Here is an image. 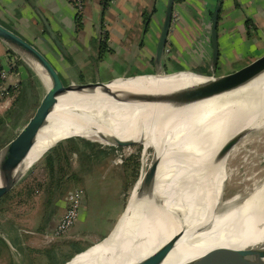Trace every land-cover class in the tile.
<instances>
[{
    "label": "bare ground",
    "instance_id": "1",
    "mask_svg": "<svg viewBox=\"0 0 264 264\" xmlns=\"http://www.w3.org/2000/svg\"><path fill=\"white\" fill-rule=\"evenodd\" d=\"M193 79L184 72L115 79L60 96L0 179L1 188L51 145L76 136L123 146L143 141L155 150L153 175L142 170L111 235L69 264H257L262 258L264 181L246 200L222 199L219 189L234 143L264 126V72L192 104L169 103ZM149 186L150 199L140 196Z\"/></svg>",
    "mask_w": 264,
    "mask_h": 264
},
{
    "label": "crops",
    "instance_id": "2",
    "mask_svg": "<svg viewBox=\"0 0 264 264\" xmlns=\"http://www.w3.org/2000/svg\"><path fill=\"white\" fill-rule=\"evenodd\" d=\"M218 2L219 53L213 65L211 16ZM167 4L168 0H84L78 17L71 0H0V23L33 43L54 65L65 84L106 82L144 74L184 72L194 77L221 74L264 53V0H175L166 48L158 61L156 50ZM40 13L57 34L65 52L48 33ZM13 59L16 68L6 85L18 88V93L15 99H0V125L5 124L3 121L20 97L33 95L35 108L48 90V78L37 65L0 38V60L7 64ZM14 126L7 131L4 126L0 128V148L15 134ZM68 144L51 148L25 175V181H37L40 185L36 191L42 194L43 206L38 224L46 229L36 240L44 245L48 244L43 242L42 235L57 224L66 209V197L83 175L100 176L114 169L118 193L124 186L125 174L114 166L112 148L86 151L85 156H80ZM65 153L68 155L62 160V168L55 169L51 176L48 165ZM49 194L55 196L51 200L57 212L47 222L46 216L54 210L50 207ZM123 212L97 232L101 238L112 230ZM88 213L86 194L85 199L82 196L73 233H91L84 230Z\"/></svg>",
    "mask_w": 264,
    "mask_h": 264
},
{
    "label": "rangeland",
    "instance_id": "3",
    "mask_svg": "<svg viewBox=\"0 0 264 264\" xmlns=\"http://www.w3.org/2000/svg\"><path fill=\"white\" fill-rule=\"evenodd\" d=\"M33 91H35V87ZM17 93L18 88L16 89L15 87L14 92L12 93L13 99L16 98ZM34 102L35 97L33 95L26 94V96L23 95L20 97L15 106L12 108L8 118L3 121L5 124L0 125V128L4 126L7 131L19 123L17 126H14V132L20 129L34 113L36 109V107H33ZM71 138H83L95 143L92 147L93 149L91 150L112 148L114 150V158L116 157V149H121L122 147L128 148V145L120 146L114 143L108 144V141L101 143L99 141H93L81 136ZM71 138L61 142H69V139ZM139 145L141 146L140 151H138L137 148ZM129 146L135 155L137 152L139 153L138 171L140 176L143 169L147 171V168L155 154L154 149L151 147L147 149L142 143H134ZM81 147L83 146L81 145ZM83 149L90 148L85 147L84 145ZM145 163L148 164V166H145ZM114 166L119 167L118 169L120 170L123 169L122 171L124 174L129 175L128 182L133 180V170H126L123 165L115 164ZM30 169L31 167L23 174L22 177H24ZM113 171L114 169H112V171L108 169L107 172L105 171V173H102L100 176L94 177H84L83 175L82 181L75 182V185H77L76 188L83 189L84 193L85 191L87 192V205L89 213L86 217L87 220L84 222V230L91 233H78L77 235L75 232H72L71 228L65 237L57 239L48 245H44L36 240L41 231L46 229L38 224L39 217L42 214V194L38 195L36 190L29 193L27 191L28 188L26 189L27 184L21 183L19 185L17 184V186L10 190L8 195H6V193L3 197H1L0 224H2V227H0V264H50V261L45 254L37 251H30L29 249H44L51 246H60L57 248V257L61 259L63 254L68 255V253L71 252L73 247L70 242L74 241L80 243V245H85L84 249L94 245L95 243L98 245L102 238L97 232H99L102 227H108L114 217H116V215H118L121 211H124L127 202L129 204L128 200L130 199L135 185L134 183L127 190L124 189L123 186L122 190L118 193L116 187V179L118 176H113ZM224 171L227 174L226 180L224 179L222 181L219 189V193L221 192L223 195L222 199H237L238 201L243 200L251 191L263 183L264 126L248 132L234 144L228 155L226 169ZM76 188H73L72 191ZM84 193L83 199L86 198V194ZM68 196L66 197L67 199ZM125 212L122 213L118 222L121 221Z\"/></svg>",
    "mask_w": 264,
    "mask_h": 264
},
{
    "label": "water",
    "instance_id": "4",
    "mask_svg": "<svg viewBox=\"0 0 264 264\" xmlns=\"http://www.w3.org/2000/svg\"><path fill=\"white\" fill-rule=\"evenodd\" d=\"M174 3L175 0H168L167 8H166V17L165 22L163 25V29L158 41L157 50H156V58L158 61L161 60L169 35V31L171 28L173 13H174ZM220 8V3L218 2L213 13L211 16V34H210V41H211V56H212V63L216 65L217 58H218V48H217V20H218V12ZM48 33L55 41L56 45L65 52V48L61 41L59 40L57 34L43 16L40 13ZM0 38L7 42L11 47L16 49L22 56L31 60L34 64L37 65L38 69H40L48 78V90L44 97L42 98L39 105L36 107L32 116L22 125L20 129H18L15 134L7 141L0 148V179H4L9 176V172L13 167L15 161L19 157V155L23 152L25 147L31 141V139L37 133L42 121L54 110L56 104L58 103V98L62 95H66L71 92H75L84 88H92L97 85H103L106 82H87V83H70L65 84L59 75V72L54 67V65L49 61V59L31 42L24 39L13 30L9 29L5 25L0 23ZM264 72V53L261 55L253 58L249 62L245 63L244 65L235 68L232 71L221 73V74H211V75H203L194 77L192 81L186 84L173 98V102L170 101L174 105L183 106L185 104H192L202 100L205 96L212 95L216 92L230 89L239 85L242 80L254 73H261ZM179 73V72H178ZM176 74V73H174ZM173 74H144V75H136L130 77H123V78H116V79H133L136 77H160V76H169ZM115 80V79H113ZM110 80V81H113ZM82 137V136H81ZM92 140V139H90ZM94 141V140H93ZM134 143H143V141H130L129 145ZM236 143V142H235ZM234 143V144H235ZM56 145V144H55ZM55 145H51L47 150L43 153L42 157ZM120 145V144H117ZM123 146V145H120ZM145 151V150H144ZM155 152V150H154ZM225 153V148L222 149L220 152V157ZM154 163L155 157L153 156L150 165L147 168V173L149 176H152L154 173ZM25 173V172H24ZM20 174L17 178L13 179L4 187L0 188V198L3 197L6 193H8L11 189H13L16 184L19 182L23 174ZM141 175V174H140ZM140 177V176H139ZM139 179V178H138ZM137 179V181H138ZM136 181V183H137ZM135 183V185H136ZM134 185V186H135ZM256 189V188H255ZM251 191L244 200L248 199L254 193L259 190ZM142 190V189H141ZM264 191V189H263ZM153 189L149 186L146 190L142 191V194L146 195L147 199H150ZM147 203V202H146ZM145 203V205H146ZM144 205V206H145ZM128 204H126V207ZM117 226V222L112 228V230L100 241L106 240L111 233L113 232L114 228ZM99 241V242H100ZM98 243V242H97ZM96 245V244H94ZM94 245H91L79 252L74 253L73 255L69 256L67 259L57 263V264H69L77 255L84 253L91 249ZM139 264H150L148 261H141ZM257 264H264V253L262 258L259 260Z\"/></svg>",
    "mask_w": 264,
    "mask_h": 264
},
{
    "label": "built area",
    "instance_id": "5",
    "mask_svg": "<svg viewBox=\"0 0 264 264\" xmlns=\"http://www.w3.org/2000/svg\"><path fill=\"white\" fill-rule=\"evenodd\" d=\"M113 1V0H110ZM71 3L75 7L77 14L82 13L84 7V0H71ZM16 68V61L15 59L11 60L7 64L0 60V99H9L12 97V93L14 92V88L6 85L7 79L13 75L14 70ZM133 153L132 149L128 145V148L122 147L121 149H116V157L114 159L115 164L123 165L126 158ZM83 189L76 188L73 190L67 199V206L60 217L57 224L46 231L43 235V242L45 244H50L57 239L65 237L71 228L76 224L81 207H82V196H83Z\"/></svg>",
    "mask_w": 264,
    "mask_h": 264
},
{
    "label": "trees",
    "instance_id": "6",
    "mask_svg": "<svg viewBox=\"0 0 264 264\" xmlns=\"http://www.w3.org/2000/svg\"><path fill=\"white\" fill-rule=\"evenodd\" d=\"M107 1H109V0H107ZM79 15L80 14H78V17H80ZM81 25L82 24L80 23L79 26H81ZM65 143H69L68 144V147L72 151H75L76 153L80 154V156H85L86 153H87L86 151H94V152L96 151V149L95 150H91V149H93L92 147L94 146L95 143H93V142H91L89 140L83 139V138H71V139H69V142H65ZM65 143L64 142H61L58 145H56L54 148H59V147L63 146ZM81 145L83 147H81ZM84 145H85V147H89L90 149H83L84 148ZM140 147H141L140 145L137 147L138 148V151H140ZM94 152H91V153L94 154ZM45 155H47V154H45ZM67 155L68 154L65 153L63 155L57 156V159L54 160L52 164L48 165L49 166L48 167L49 168V171L51 172V176L54 175V172L53 171L55 169H61L62 168V160H63V158H67ZM138 157H139V153L138 152L136 153V155H135V153H131L126 158V160H125V162L123 164V166H124V168L126 170L131 169L134 172V174L132 176L133 180L130 181V182H128L129 181V175H125L124 189H126V190L128 188H130L134 183H136V181H137V179L139 177V171H138L139 170V168H138V166H139V161L138 160L139 159H138ZM52 172H53V174H52ZM25 177L26 176L22 177L17 184L19 185L21 183H26L27 184L26 185V189L28 188L27 191L29 193L32 192V191H35L37 188H39L40 185H39V183H37V181H33V182L30 183L29 181L28 182L25 181ZM17 184H16V186H17ZM6 195H8V193ZM127 196H126V199H127ZM53 198H55V196L49 194L48 199L50 200V203H51V206L50 207H51V210L52 209H54V210H52L46 216V221L47 222H49L51 220L52 216L57 212V207L55 206V202L51 200ZM70 244L73 247L71 249V252L68 253V255L63 254L61 259H59L57 257V248L60 247V246H51V247H47V248H44V249H29V250L30 251H37V252L43 253V254H45L48 257V259L50 261V264H57L61 260H63L64 258H66V257H68V256H70V255H72V254H74L76 252H79V251H81V250L84 249V247L81 246L80 243H77V242H74L73 241V242H70Z\"/></svg>",
    "mask_w": 264,
    "mask_h": 264
}]
</instances>
